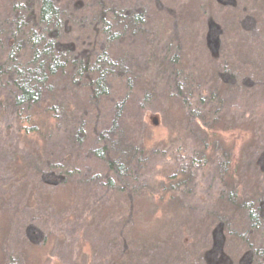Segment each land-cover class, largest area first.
Listing matches in <instances>:
<instances>
[{
  "label": "trees",
  "instance_id": "obj_1",
  "mask_svg": "<svg viewBox=\"0 0 264 264\" xmlns=\"http://www.w3.org/2000/svg\"><path fill=\"white\" fill-rule=\"evenodd\" d=\"M68 1L7 0L8 15L2 16L0 9V101L14 109L21 120L25 118L28 134H43L51 126L58 132L65 125L63 131L68 135L67 141L75 146L72 155L79 145L82 150L90 151L91 158L96 161V164L91 165L93 170L89 174L93 179L96 177L93 186L94 190L100 191L101 200H106L104 195L117 185L125 192L128 218L123 224L108 223L111 234L108 236L115 237L118 243L113 256L116 262L112 264H120L130 247L146 248L145 241L135 233L138 228L135 226V218L138 216L136 199L148 195L141 193L143 179L140 170L152 153L151 139L146 140L144 132L148 126L145 113L152 98L151 87L155 82L144 71L136 68L131 59L134 49L131 40L137 33L147 34L146 28L157 16L156 12H160V15L171 12L173 21L169 17L170 23L168 21L167 24L173 25L176 32L178 23L173 13L175 10L161 0H150V7L144 6V0H135L131 6L116 4L118 7L113 6L114 9L107 6L105 0H87L80 12L66 9L69 7ZM77 1L73 0L72 3ZM217 1L224 4L222 8L225 10L237 11L241 8L240 12L243 13L239 12L236 24L241 26V35L252 36L245 41L246 46L254 42L256 36L259 37L254 30L256 21L253 13L256 10L251 8L250 0L245 5L238 0ZM207 30L211 53L224 55L226 51H221L223 48H220L219 32L221 34L226 31L225 28L218 29L215 23H210ZM172 41L169 47L162 46L156 63L166 67L165 78L166 75L170 78L174 98H181L182 101L177 100L194 123L190 124L195 126L203 138L201 142L206 147L202 158L216 155L215 149L218 147L215 148V142L220 135L219 129L217 126H204L199 123L198 117L201 114L206 124L216 120L218 112L214 103L217 97L214 91H209L205 96L200 93L198 106L192 107L178 72L181 61L179 54L183 53L184 48L180 39L174 37ZM260 44L263 48L264 43ZM231 48L229 44L224 49ZM249 56L244 62L245 66H251L257 72L259 69L264 70V52L252 49ZM224 60L220 59L217 74L227 84L228 81L234 84L231 72L225 69V62L229 61ZM251 79L245 76L243 81L253 86L255 84ZM262 83L264 80L259 84ZM250 117L255 118L254 115ZM135 122L138 131L132 134ZM262 122L259 123L262 125ZM246 133L240 130L233 143H224L229 152L219 161L217 178L221 185L215 207L211 215L200 224L202 228L197 234L191 232L185 219L177 218L181 208L174 198L180 187L185 185L182 179L184 172L180 171L172 178L159 182V191L149 194L152 200L158 196L160 212L157 219L161 225L155 229L153 236L159 237L162 234V237L169 231L182 233L175 246L172 242L166 248L168 251V246L172 249L177 247L176 251H169V255L165 253L164 260L162 258L160 262L159 259L157 264H264V134L251 147L252 159L246 168L241 164L242 158L237 149L238 139L254 142L255 138ZM89 139L94 144L87 146ZM36 150L38 152L30 154L33 159L31 166L40 170L41 180L34 183L42 197L49 188L54 194L62 187H67L69 179L63 160L65 155L61 154L63 157L58 159L56 167L59 169L51 170L47 166L56 154L47 150L39 163L36 155L44 151L40 146ZM88 208L90 204L86 203L85 214ZM47 212L51 222L71 221L70 213L57 214L50 206ZM163 213L168 217H163ZM71 214L76 216L75 213ZM171 214L172 217H169ZM35 221L26 224L24 233L38 244L44 241L45 235L44 230L40 229V223L36 221V224ZM132 227L133 239L130 241L124 233ZM114 231L117 233H112ZM6 258L5 264H13L9 257Z\"/></svg>",
  "mask_w": 264,
  "mask_h": 264
},
{
  "label": "rangeland",
  "instance_id": "obj_2",
  "mask_svg": "<svg viewBox=\"0 0 264 264\" xmlns=\"http://www.w3.org/2000/svg\"><path fill=\"white\" fill-rule=\"evenodd\" d=\"M72 1L67 2L69 7L66 9L70 12H80L88 2L78 0L77 3H72ZM132 1L135 0H105V3L114 9L113 6L118 7L116 4L131 6ZM144 1H146L144 6L150 7V0ZM161 1L173 11L175 10L173 13L176 15L178 32L173 30V25L167 24L168 21L170 23L169 17L173 21L171 12L161 15L160 12H156L155 16L156 14L157 16L146 28L147 34L137 33L131 40L134 42L131 59L136 68L144 71L146 76L155 82L151 87L152 98L145 113L148 126L144 132L145 139H151L152 153L148 155V162L142 164L140 170L143 179H141L143 186L141 193L148 195L136 199L138 200L136 204L138 216L135 218V226L138 228L135 233L145 241L146 248L131 249L133 247H130L120 264L130 262L157 264L159 259H161L160 262L164 260L165 253L169 255V251L172 250V253L176 251L177 247L174 246L178 243V238H181V232L170 233L169 231L167 233L169 235L153 236L155 229L161 225L157 219L160 217L157 216L160 212L158 196L152 200L149 194L153 195L159 191V182L172 178L180 171L185 173L182 176L185 185L180 187V191L174 198L181 208L177 218L185 219L184 222L188 224V228L192 229L191 232L197 234L202 228L200 224L211 215L215 207L221 185L217 178L219 161L226 152H229V148L225 149L224 143H233L240 130L255 138L253 143L238 139V155L242 158L241 164L246 167L252 159L250 158L251 147L264 134V83L259 84L264 80L262 77L264 70L259 69L257 72L251 66L244 65L252 49L264 52V46L263 48L260 46V43H264L263 0H250L251 8L256 10L253 13V19L256 21L254 30L258 32L259 37L256 36L255 41L248 46L245 41L252 36L241 35V26L236 24L241 8L237 11L225 10L222 8L224 4L217 0ZM238 1L244 5L247 3V0ZM8 7L7 0H0L2 16L6 15ZM77 17L79 18V14ZM210 23H215L218 29L225 28L226 31L221 34L219 32L221 37L219 44L220 48H223L221 51L225 50L224 55L228 54V56L225 57L222 53L219 56L211 53L209 48L211 46L207 43V28ZM187 32L189 34L185 35ZM174 37L180 39L184 48L183 53L179 54L181 61L178 72L192 107L198 106L200 93H204L205 96L209 91H214L217 97L214 103L218 112L215 116L216 120L206 124L201 114L198 117L199 123L204 126L209 128L212 125L219 129L220 135L215 142V148L218 147L215 149L216 155L202 158L204 147H206L201 142L203 138L195 126L190 124L192 121L178 102L181 98H174L173 87L170 88V78L167 75L165 78L166 67L156 63L162 46L169 47ZM229 44L232 47L231 50L224 49ZM231 55L233 56L229 59ZM223 58L229 61L225 62V69L231 72L230 75L235 79L234 84H230L229 81L227 84L217 74L218 64ZM245 76L252 77L251 80L255 85L249 86L243 81ZM249 115H254L255 118ZM261 120H263L262 125L259 123ZM24 121L25 118L21 120L14 109L0 101V264H5L6 257H9V261L11 260L13 264H112L113 261L116 262L113 256L118 243L115 237L108 236L110 234L108 223L123 224L128 218L129 207L125 201V192L117 185L104 195L103 198L107 197L106 200H101L100 191L94 190L93 186L96 177L93 179L89 174V171L93 170L91 165L96 164V161L91 158L90 151L82 150L79 145L75 154L72 155L75 146L67 141L68 135L63 131L65 125L60 127L58 132H55L50 125V130H46L43 134L33 132L28 134ZM152 123L155 124L152 125ZM131 130L132 134L138 131L137 122L133 123ZM51 134L53 135L50 136ZM132 134L131 137H133ZM90 143L94 144V141L89 139L86 145L89 146ZM38 146L44 151L36 155L39 163L47 150L56 154L47 166L51 170H57L58 159L63 157L61 154L65 155L63 160L65 159L64 165H66V175L69 179L67 187H62L54 194L49 188L43 197L34 183L41 180L40 170L31 166L33 159L30 154L38 152L36 150ZM43 170L41 169V172ZM86 203L90 204V208L85 214ZM48 206L57 214L70 213L71 221L51 222V218L47 215ZM71 213H75L76 216ZM82 213L87 217L82 216ZM162 216L168 217L166 213ZM169 217H172V214ZM34 219L40 223V229L44 230L45 235L44 241L38 244L24 233L26 224L34 223ZM45 225L48 226L45 227ZM132 231H134L133 227L124 233L130 241L133 239ZM112 233L116 234L117 231ZM172 242L174 249L168 246L169 250L166 251L167 245ZM112 245L115 248L111 249ZM118 251H121L120 247Z\"/></svg>",
  "mask_w": 264,
  "mask_h": 264
},
{
  "label": "water",
  "instance_id": "obj_3",
  "mask_svg": "<svg viewBox=\"0 0 264 264\" xmlns=\"http://www.w3.org/2000/svg\"><path fill=\"white\" fill-rule=\"evenodd\" d=\"M155 124V123H154Z\"/></svg>",
  "mask_w": 264,
  "mask_h": 264
}]
</instances>
